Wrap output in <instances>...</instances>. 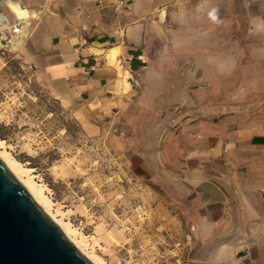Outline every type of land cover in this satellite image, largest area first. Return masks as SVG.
<instances>
[{
  "label": "crops",
  "instance_id": "0c3cea01",
  "mask_svg": "<svg viewBox=\"0 0 264 264\" xmlns=\"http://www.w3.org/2000/svg\"><path fill=\"white\" fill-rule=\"evenodd\" d=\"M23 1L43 3L21 54L46 95L93 134L119 135L144 103L147 166L191 231L236 233L221 264H264V96L236 109L217 95L244 85L233 73L264 72V0Z\"/></svg>",
  "mask_w": 264,
  "mask_h": 264
},
{
  "label": "rangeland",
  "instance_id": "374dc122",
  "mask_svg": "<svg viewBox=\"0 0 264 264\" xmlns=\"http://www.w3.org/2000/svg\"><path fill=\"white\" fill-rule=\"evenodd\" d=\"M41 4L0 0V33L8 40L24 35L18 48L0 43V150L22 164L51 213L83 235L85 249L104 264H211L196 255L214 234L191 231L178 193L158 184L147 166L144 103L129 106L119 135L107 126L93 134L35 82L21 53L42 14L30 9ZM15 5L27 16L18 18ZM232 75L244 85L217 89L233 100L225 106L247 108L263 95L264 72Z\"/></svg>",
  "mask_w": 264,
  "mask_h": 264
},
{
  "label": "water",
  "instance_id": "95a60500",
  "mask_svg": "<svg viewBox=\"0 0 264 264\" xmlns=\"http://www.w3.org/2000/svg\"><path fill=\"white\" fill-rule=\"evenodd\" d=\"M130 79L129 88L133 85L131 76ZM167 122L170 123V118L165 117L163 123ZM168 129L160 127L159 136H156L164 138ZM151 153L157 160V152ZM235 238L236 233L214 234L198 251V261L221 264L222 246ZM0 264H94L68 239L1 160Z\"/></svg>",
  "mask_w": 264,
  "mask_h": 264
},
{
  "label": "bare ground",
  "instance_id": "6f19581e",
  "mask_svg": "<svg viewBox=\"0 0 264 264\" xmlns=\"http://www.w3.org/2000/svg\"><path fill=\"white\" fill-rule=\"evenodd\" d=\"M14 13L18 18H24L27 16L25 10L21 9L19 6L15 5L12 7ZM7 20L3 19L2 24L6 26ZM7 28V27H6ZM13 33H17V30H13ZM24 35L17 33L14 35L13 39L8 40V38L3 37L0 34V43L10 44L13 48H18L20 45L21 38ZM115 53V52H114ZM116 59V58H115ZM113 60V59H112ZM111 63V62H110ZM113 63V62H112ZM117 64V63H116ZM114 65V64H113ZM117 66V65H116ZM121 81V80H120ZM122 85L124 88H129L131 86V79L129 75H124L122 78ZM4 141L0 139V146H3ZM4 148V147H3ZM0 160L4 163L10 173L24 186V188L30 193L33 199L38 203L42 209L49 214L52 220L60 227L64 234L70 239V241L94 264H104L103 260L96 256L93 252L87 251L85 249L86 240L85 237L76 236V232L68 223L63 222L61 219H57L53 213L50 211V202L42 194V189L36 186L31 177L28 174L22 164L15 160L11 154L5 150H0Z\"/></svg>",
  "mask_w": 264,
  "mask_h": 264
},
{
  "label": "built area",
  "instance_id": "2783aa9c",
  "mask_svg": "<svg viewBox=\"0 0 264 264\" xmlns=\"http://www.w3.org/2000/svg\"><path fill=\"white\" fill-rule=\"evenodd\" d=\"M11 28H14V29H18V28H16V25H14V26H12V27H10L9 29H11ZM1 29V28H0ZM20 29V28H19ZM3 30V29H2ZM1 31V30H0ZM3 32V31H2ZM1 34V33H0ZM6 36V35H5Z\"/></svg>",
  "mask_w": 264,
  "mask_h": 264
}]
</instances>
